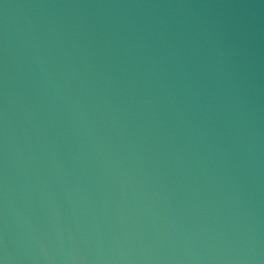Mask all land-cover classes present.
<instances>
[{"label":"water","instance_id":"95a60500","mask_svg":"<svg viewBox=\"0 0 264 264\" xmlns=\"http://www.w3.org/2000/svg\"><path fill=\"white\" fill-rule=\"evenodd\" d=\"M0 264H264V0H0Z\"/></svg>","mask_w":264,"mask_h":264}]
</instances>
